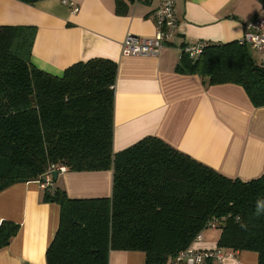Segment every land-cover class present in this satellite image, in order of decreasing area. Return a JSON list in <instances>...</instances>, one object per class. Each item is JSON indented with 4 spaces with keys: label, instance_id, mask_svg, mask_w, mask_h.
<instances>
[{
    "label": "trees",
    "instance_id": "1",
    "mask_svg": "<svg viewBox=\"0 0 264 264\" xmlns=\"http://www.w3.org/2000/svg\"><path fill=\"white\" fill-rule=\"evenodd\" d=\"M35 35L32 25L0 26V192L43 180L51 165L112 172L111 195L100 198H69L52 177L42 200L59 206V221L46 264H108L112 250L171 264L213 222L216 247L255 252L264 264V172L231 179L154 136L114 153L117 64L91 58L46 72L32 62ZM176 70L239 85L253 107L264 106V63L239 41L207 43L195 59L182 53ZM18 230L0 222V249Z\"/></svg>",
    "mask_w": 264,
    "mask_h": 264
},
{
    "label": "crops",
    "instance_id": "2",
    "mask_svg": "<svg viewBox=\"0 0 264 264\" xmlns=\"http://www.w3.org/2000/svg\"><path fill=\"white\" fill-rule=\"evenodd\" d=\"M39 0L27 4L0 0V26L32 25L33 64L59 74L77 62L104 58L117 64L114 84L113 152L154 136L218 173L242 181L264 172V106H252L243 88L208 85L200 76L176 70L182 47L195 42L239 41L243 22L264 16V0H174L177 27L156 55L123 56L126 35L152 37L159 0ZM251 50V49H250ZM257 63L263 58L251 50ZM51 186L72 199L109 197L112 172L57 174ZM36 182L0 192V222L19 224L10 244L0 249V264H46L45 251L59 221V206L42 200ZM217 229L195 244L216 247ZM220 264H258L257 253L234 252ZM108 264H145L141 251L112 250Z\"/></svg>",
    "mask_w": 264,
    "mask_h": 264
},
{
    "label": "built area",
    "instance_id": "3",
    "mask_svg": "<svg viewBox=\"0 0 264 264\" xmlns=\"http://www.w3.org/2000/svg\"><path fill=\"white\" fill-rule=\"evenodd\" d=\"M61 2L69 5L73 11L76 10V7L67 0H61ZM152 20L155 26L154 35L148 38L126 35L121 43L123 56L156 55L163 44L173 38L177 27L174 0H159V5L153 12ZM239 42L261 55L264 63V16L259 19H247L243 22V34ZM206 45V42L201 41L185 45L182 47V53L190 59H195L202 53ZM54 171L58 174L65 170L63 167L51 165L42 175L43 180L35 181L40 189L45 190L51 184L52 172ZM208 229H216V224L214 222L209 223L203 231L195 236L193 242L171 261V264H205L206 261L220 264L227 259H232L234 252L225 248L200 249L195 247V244L202 240L203 232Z\"/></svg>",
    "mask_w": 264,
    "mask_h": 264
},
{
    "label": "water",
    "instance_id": "4",
    "mask_svg": "<svg viewBox=\"0 0 264 264\" xmlns=\"http://www.w3.org/2000/svg\"><path fill=\"white\" fill-rule=\"evenodd\" d=\"M52 177H53V180L55 181L56 180V177H57V172H52ZM48 191L50 192V193H53V189H51V188H49L48 189Z\"/></svg>",
    "mask_w": 264,
    "mask_h": 264
}]
</instances>
